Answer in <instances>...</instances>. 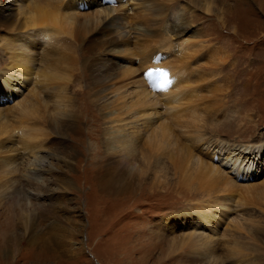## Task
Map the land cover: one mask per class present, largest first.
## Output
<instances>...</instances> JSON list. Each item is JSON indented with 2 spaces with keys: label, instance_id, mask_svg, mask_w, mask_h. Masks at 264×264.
Wrapping results in <instances>:
<instances>
[{
  "label": "rangeland",
  "instance_id": "rangeland-1",
  "mask_svg": "<svg viewBox=\"0 0 264 264\" xmlns=\"http://www.w3.org/2000/svg\"><path fill=\"white\" fill-rule=\"evenodd\" d=\"M40 1L45 6L48 3L54 12L55 10L60 12L57 10L59 4L70 13L74 10L73 4L68 3L67 0ZM158 1L78 0L77 3L81 6L74 12L78 13L76 15L78 21L84 22L93 13L109 18V22L117 20L121 28L129 31L123 39L122 46H126L131 53L127 52L129 55L126 57L129 58L123 55L122 58L115 56L118 67L114 72L108 71L105 78L107 76L112 78L116 88L110 82L111 86L102 96L97 91L98 85L93 80L91 71L83 65V58L86 56L83 50L84 44L82 47L81 43H74V40H71L66 41L62 46L65 48L63 52L67 50L72 54L74 61L71 81L63 88L70 97L72 107L75 108L80 125L78 133L73 132L67 125L66 121L69 119L65 112L62 113L58 109L59 106L53 103L56 99L51 98L50 101L46 96L48 92L50 93L53 84L48 82L49 85L44 78L42 80L46 83L41 84L43 81L40 80L41 83L38 81L37 88H34L32 82L29 83L30 80L27 79L28 82L23 83L19 91L16 90V95L9 98L6 94L0 96V110H7L21 103L25 96L27 98V92L41 93L37 96L41 97L40 102L35 96V102L38 103L33 107L35 111L32 108L34 112L29 115L30 117L20 118L18 115L10 114L4 121V118H0V128L6 127L7 131L5 129L4 131L10 134H7L8 136L17 135V138L11 137L10 142L14 141L13 143L6 142L8 146L4 142L0 151L4 155L5 153L11 157L14 155L12 161L16 159L14 165L19 172L12 173V177H15L12 180L15 182L21 181L23 178L21 171L28 169V165L30 168L32 164L40 165L45 171L40 178L34 176L30 178V184H36L37 181L39 188L29 185L16 191H6L2 184L10 164L7 166L3 161L0 162V178L3 177V180L2 178L0 180V264H206L208 259H203L201 256L195 258L187 257L186 254L175 256L165 251L163 246L160 251L158 246L154 250L151 248L156 243H167L177 234L179 236L190 232L191 225L187 223L188 220L179 219V225L174 226L173 233L167 228H161L157 237L160 219L172 218L175 213L191 209L195 203L203 199L201 197L198 200L201 196L199 191L187 192L182 186V178L185 180L182 171L177 170L173 176L170 170L167 171V177L171 181L168 180L169 187L163 190L161 198L146 193L140 195L139 199L124 200V198L107 197L106 193L98 188L96 172L104 170L103 167L99 168L103 165L101 158L104 156L103 118L106 116V121L111 123L110 120L116 117L117 113L120 115L122 108L120 104H116V96L122 98L119 100L121 103L127 99V96L130 97L134 85L132 83L135 77L129 79L118 75L123 74L126 68L136 70L142 66L140 65L142 63H146L147 66L142 70L147 73L151 70L148 67L149 62L154 60L155 62L150 63L151 66L167 64L172 66L175 62V65H178L175 69L177 73L175 77L181 74L184 80L178 81L181 86L175 88L171 87L166 79L161 78H159L161 84L152 85L151 99L147 101L146 107L155 110L154 126L171 123L172 119L176 118L167 106L175 108L179 113L185 110L183 119L187 121L195 118L197 121L201 120L206 137L202 141L208 143L209 149L202 152L201 149L193 148L192 156L195 158L196 154L201 166L203 164L202 167L199 166L201 168L199 174L203 175L210 163L218 168L223 176L227 175L237 184L225 187V183L220 181L225 188L235 190V194L234 192L230 194L231 201L226 203L229 210L216 227L217 237L215 236L212 243L217 246L214 252L216 258L221 264H264V0H241L243 3H238L240 2L238 0H161L167 6L166 11L154 13L150 5ZM29 2L30 0H10L8 12L12 13L11 16L17 15L13 16L15 19L12 23L17 20L13 26L22 25L20 24L22 20L19 19L25 18L28 14L23 4L24 7H28ZM222 7L226 8L221 11ZM19 9L22 10L19 13L20 17ZM24 23L22 26L26 27L27 24ZM181 26H185V29L178 28ZM0 34L1 37L8 36L5 29H0ZM2 44L0 41V74L11 66L8 57L12 58L10 52L2 48ZM30 46L33 49L32 44ZM51 47L52 42L49 48ZM35 49L37 48L33 50ZM155 53L159 54V58H153ZM181 53L190 54L188 63L181 65L180 61L183 58ZM62 56V54L57 55L58 59ZM43 57L44 53L34 55L38 62L35 72H38ZM140 71L141 69L134 73V76L138 75L135 78L137 82L141 77ZM144 72L142 77L146 79L147 74ZM103 83L105 89L107 80L103 79ZM138 85L142 84L139 83L135 87ZM156 86L158 90L155 89ZM114 89L118 90L116 94L108 96V92ZM174 89H186L183 90L186 100L177 98L167 105V99H171L169 95L175 91ZM101 96L114 101L117 107L112 109L109 107L110 110L106 112L102 110V106L99 105L102 98L97 101V97ZM175 103L178 105L175 106ZM121 116V121L124 120L121 125L129 123L127 115ZM124 116H127L126 119ZM164 119L166 122H163ZM26 123L39 124L40 128L47 130V136L40 137L34 133L37 137L22 142L23 138L26 140V134H23ZM20 126H23L22 134ZM132 126H135L136 131L142 130L139 124ZM4 131L0 129L1 135L2 132L5 135ZM89 132H92L93 136L88 135ZM142 132L138 138L133 137V144L136 146H140L145 140L146 132H143L144 134ZM202 141L192 140L191 145ZM26 143L29 145L24 146ZM11 145L12 151L8 148ZM246 146L258 148L259 154L251 156V152L247 151L238 155L237 148L242 150ZM217 147H222L224 151H218ZM8 149L10 152L7 151ZM3 150L8 153H4ZM211 157L214 158L212 162H210ZM238 157L240 161L248 163L240 175L235 174L239 171V165H237L238 170L230 166ZM69 161L73 163L71 167L68 166ZM250 164L253 165L250 167ZM87 167H93V174L91 171L87 172ZM203 167L207 169L203 170ZM242 174L248 177L239 178ZM244 185L246 187H243ZM217 189L219 187H214V190ZM150 193L157 191L155 189ZM213 203H216V200H213ZM53 204L57 206L51 207ZM65 207L68 211L62 210ZM54 215L58 216L60 222L55 220ZM69 218L72 220L69 224L73 231L71 236L63 237L60 231V236L56 234L63 227V222L67 224ZM235 224L239 225L235 226ZM34 234H36L34 240L28 243L27 238Z\"/></svg>",
  "mask_w": 264,
  "mask_h": 264
},
{
  "label": "bare ground",
  "instance_id": "bare-ground-1",
  "mask_svg": "<svg viewBox=\"0 0 264 264\" xmlns=\"http://www.w3.org/2000/svg\"><path fill=\"white\" fill-rule=\"evenodd\" d=\"M67 1L70 4H73L74 10H71L73 11L72 13L60 7V4L57 6V10L60 12H57L56 10L54 12L50 9L51 6L48 3H46V6H45L41 4L40 0H30L29 2L30 6L27 5L28 7H24V4H23V8H25V10L28 11V14L26 15V17L23 18L24 20H26L25 21L26 23H24L23 19L21 18L19 19V20H22V23L20 21V24L22 25L23 23L27 24L26 27L22 25L18 26L17 24H16L17 25L16 27V25L13 26V24H15L17 20H15V23H12V20L15 19L13 18L15 14L11 16L12 14L11 11H10L11 14H9L8 12L10 8L9 7L10 0L8 1L0 0V29H5L7 30V33H8L7 37L0 36V41L3 43L2 48H4L5 51H9L12 57V58L8 57V60L11 61V66L7 67L0 74V96L3 94H6L9 98L13 95H16L15 93L16 90L21 88L23 86V83H25L27 79L30 80L29 83L32 82V84L34 85V88H37L38 81L40 80L43 81L42 78H44V80H46L47 83L49 82L50 84L51 83L53 84V86L50 87L51 89L49 88L50 93L48 92L46 96L50 98V101H51V98L56 99V101H54L53 103L56 104V106H59L58 109L61 110L62 113L65 112L66 117H68L67 119H69V121H66L67 125L71 128L73 132H77V131L79 132L80 125L76 118L77 115L75 113V108L72 107V104L70 103V97L66 95V92L63 88L66 83L71 81V78L73 75V73L71 72H72V66H73L74 61L72 59L73 57L72 54L68 53L67 50L63 52V49L65 48H62V46L65 44L66 41H71V40H74V43H81L82 47L84 44L83 50H85L86 56L85 58H83L84 59L83 65L85 68L91 71L90 73H92L93 80L98 85L96 87L97 91L99 92V94L103 96L105 95V92H106L105 90H108V88L111 86V83L113 81L111 80L112 78H110L109 76H107V78H105V76L107 75L108 71L114 72V70H116V67H118L116 66L117 63L115 60V56L117 57L121 56L120 58H122V55H123V57L129 58L126 56L131 54L129 53L128 51L129 49L126 46L124 45L122 46L123 39L128 35L129 31L121 28L117 20H113L109 22L108 21L109 18L103 17L101 14H96V13L95 14L93 13L91 17L86 18L84 22H80L78 21V18L76 17L78 13L76 14L74 12L79 9L81 4L77 3L78 0H67ZM213 1H216V0H213ZM238 1H240L238 3H243L241 0H238ZM27 2L28 1H26V3ZM150 7H151V11L154 13L164 12L166 11V8H167L166 4L161 2V0H159L158 2H152V6L150 5ZM26 8L27 9L29 8V9L27 10ZM225 8L222 7L221 11H223ZM20 9L18 11H20ZM26 11H24V13ZM21 12L22 10L18 12V15ZM24 13H22V15H24ZM223 14H225V12ZM81 18L83 17L81 16ZM1 27H4V28H1ZM178 28L185 29V26H181ZM138 32L140 33L139 29H138ZM169 38L171 39V37ZM27 40H29L31 43H29ZM51 42H52V47L49 48V46L51 45ZM30 44H32L33 49L34 48H37V49L33 50ZM178 47H180V45H178ZM41 53H44V57L42 58L38 72H35L34 70L35 68L37 69L36 66L38 62L34 58V55L41 54ZM60 54H62L63 56L60 57L61 59L60 58L58 59L57 55L60 56ZM180 55L183 57V58L181 57L182 58V61H180L181 65L184 64L185 62L188 63V59L191 57L190 54L182 55L181 53ZM35 57L37 58V56ZM109 57H111V59ZM153 58H159V54L158 55L157 53L153 54ZM151 62L153 63L155 62V60ZM151 62H149L148 64V67L151 68V70L147 71V73L144 72V70H142L147 65L146 63L145 64L142 63L140 64L142 66H139L138 69L135 70L134 68L133 69L128 68V69H131V70H128L126 68L125 70H123V74L118 75L120 77L121 76L127 77L129 79L130 77L131 79H133L134 77L137 78L136 76L138 75L134 76V73H136V71H139V69H141L140 71L141 73L139 74L141 77L138 78L139 79L138 82L141 83L142 85H138L140 86L139 88H137L138 86L135 87V85L139 83L137 82V79L134 78L136 81L133 79L132 84L134 85L132 87L130 97L127 96V99L121 101L120 103L119 100L122 98L118 95L116 96V99H115L117 102L116 104H120L122 108V110H120V115L118 113H117L118 115L115 113L116 117L110 120L111 123H108L106 121V116L103 118V121H104L103 140L104 142L102 144L104 148V156L101 158L103 161V165L99 166V168L103 167L104 170L101 172L99 171L96 172L98 188L102 192H105L107 197L124 198V200H126L127 198H130V199L131 198L136 199L138 197L140 198V195H143L146 193L147 195L148 194L149 195L152 194L153 196L158 195L157 198H161V196L163 195V190H167L166 188L169 187V183H170L169 181H171V179L169 180L167 177V171L170 170L172 176L175 175V172L177 170L182 171L185 177V180H183L184 178L181 177L183 181L182 186L186 188L187 192H198L199 191L201 193V196L199 197L198 200H200L201 197L203 199H201L197 203H195L196 202L195 201L194 202L195 205L193 208L188 209V210H183L182 212L175 213L172 218H169L166 220L167 217H163L162 219H160V224H159L160 227H159V230L157 231V237H159L161 228L162 229L167 228L168 230H170V232L173 233L175 230L174 226L179 225V219L188 220L187 223L191 225L190 232H186V233L184 232L185 234L183 235L180 234L179 236L177 234V236H175L174 238L172 239L170 238L171 240L169 239L170 241H168L167 243H156L152 245L153 247L151 248L152 250H154L155 247L158 246V249L160 251V249L163 246L165 251H168V253L174 254L175 256H180L182 254H186V256L190 258L201 256L203 259H206V258L208 259L206 261V264H221V262H219V260L216 258L217 255L215 256V253H214L216 245L212 243L215 240V236L217 237L218 229L216 227L219 224V220L222 219V217L225 216V213H227L226 211L229 210L226 207V203H228V201H231L230 197L232 195L230 194H233V192L235 191V190L233 191V190L227 189L225 187H230V185L235 186L237 184L233 182L231 178L228 177L227 175L223 176V173H221L218 168L213 167L212 166L213 164L211 165L210 163H209L208 169L203 167V170L207 169V171L203 172V175H200L202 173L199 174V171H201L200 167H202L203 164L201 166L200 159L197 157L196 154H195V158L192 156L193 148L201 149L200 151L202 152H206V149H209L208 143L202 141V139L205 137V132H204V126L201 120L197 121L195 118V119L187 121L183 119L185 110H182L181 113H179V111L178 110L176 111L175 108H171V107L168 108L167 106V109L172 110L173 112L172 114L174 115L173 117L176 116V118H173L171 123L167 122V123H162L158 126H154L153 119H155V110H152L150 107H146L147 101L151 99L150 94H151V88H153L152 85L156 83L157 85L158 83L161 84L162 82H160L161 80L159 79L161 78L163 80L166 79L168 84L171 85V87L175 88V87L181 86L178 81L182 82L184 80H183V77H181V74L175 77V75L177 74L175 73V69L178 68V65H175V62H173L172 66L168 64L166 66L155 65V64H154L155 66H151L150 65ZM142 71L147 74V75L144 74L146 76V79L143 78L144 76H143ZM33 77L35 79H33ZM103 79L107 80V83L105 84V89L102 86L104 84ZM113 79H116V78L113 77ZM186 80H188V77ZM10 81H12V83H8ZM44 82L45 81H43L41 84H43ZM188 83L189 82L187 81L186 84ZM113 87L116 88V85L113 84ZM155 89L158 90V87L156 86ZM116 90L117 89H114L112 92H108L107 95L109 96L111 94H114ZM183 90H186V89H183ZM183 90L176 89L175 91H173L169 95L171 99L169 100L167 99V105H170V101H176L177 98L181 100L185 98L186 100V97H185L186 94H183L185 92ZM37 91L39 90L37 89ZM27 93H28L27 98L25 96L21 103L18 102L19 104H15L16 105L15 107H12V108L10 107L7 110H0V118L2 119L4 118L3 121L7 118L6 116H9L10 114L18 115L20 116V118L21 117L24 118L27 116L30 117L29 115L33 114L32 112L35 111L33 107L35 105L37 106V103H38V102L37 103L35 102L36 100L35 96L37 98V101L39 99V102H40L41 97L39 96L40 98H38L37 96L41 95V93L40 92H39L40 94L36 92L32 94L31 92L30 93L27 92ZM102 96L100 98L97 97V101H99L102 98ZM188 96H190V94ZM63 100H65V102ZM62 101L64 103H62ZM100 101L101 102L99 105L102 106L101 109L104 110L105 112L109 111L110 108L112 109L113 107H117L116 105H114V101H112L111 99L107 100L105 98H102ZM176 105L178 104L175 103V106ZM32 108L34 111L32 110ZM111 113L113 112L111 111ZM132 113L134 114L137 113L138 115H134ZM121 115H127L128 116L127 121H129V123L121 125L122 122L124 121V120L121 121V117H122ZM126 117L124 119H126ZM163 122H166V119H164ZM58 124L59 123H57V125ZM138 124L142 128L141 131L140 130L136 131L135 126H132V125H138ZM23 126H20V130H21V127L23 128ZM0 129L1 131H4L3 128H0ZM176 129L178 130L177 132H176ZM23 130H21L20 132L21 134L23 132H24L23 134H26V140L25 138L22 137L24 140V141L21 140L22 142H26L28 140L35 138L36 134L37 136H40V137L42 135L47 136V130H45L44 128H40L39 124H36V123H34V125L29 124L25 126ZM41 130H43V132H40ZM6 131H4L5 135L3 132H2L3 135H1L0 133L1 135L0 136V148L1 146L3 147L4 144L6 145L7 141H9L8 143H13L14 141L10 142L11 137L13 138V136H15L17 138V135L12 136L11 134V136H8L10 134L6 133ZM142 131L146 133L144 134ZM141 132L145 135V138H144L145 140L142 139L143 141L140 144V146H136L135 144H133V137L138 138ZM39 133H41V135ZM32 134H34V136ZM88 135L93 136V133L89 132ZM18 139H16V142ZM192 140L197 141V142L201 140L202 142L195 144V145H191ZM18 141L19 143L21 142L20 139ZM33 142H36V141H33ZM19 143H18V146H19ZM28 143H26L24 146L29 145ZM12 145L9 146L8 148L11 149V147H13ZM34 145L36 144L34 143ZM9 149L7 150L8 152H10ZM216 149L218 151L220 150L224 151L222 147H217ZM237 149H238L237 150L238 155H242V153L247 152V151L251 152V156L253 154H255L256 156L257 153L259 154V149L253 146L250 148L246 146L242 150L241 148H237ZM14 150H15V147L13 149V152ZM3 151L4 153L7 152L6 150H3ZM2 154L3 153L0 151V162L3 161V163H5L7 166H9L10 164V167H12L11 165L12 164L14 165L15 160H16L15 158H14L15 160L13 161L11 160L12 157H14V155H12L11 157L10 155H7L6 153L5 155L3 154V156H1ZM211 158L212 160L210 162H212L214 159L213 157ZM240 160H241L240 157H238L237 160L230 165L232 168L234 167V169L236 170H238L237 165H239V171L235 173L238 175H240L242 170H244L248 166V163H244L243 161H240ZM72 164L73 163L71 161L68 162L69 167H71ZM252 165L250 164V167ZM9 168L7 167L8 170L5 168L7 170L6 171L7 176L2 184V187H5L6 191H16L20 189L21 187H25V186L28 187L29 185H31L30 184L31 182L30 178H32L31 176L40 178V176L45 173V171L42 170V166L40 165L38 166V165L32 164L31 168H30V165H28L29 170L26 168L25 171L24 170L21 171L23 173V176H22L23 178L21 179V181L16 180L15 182V180H12V178H15V177H12L13 176L12 173L16 174L19 171L16 169L15 165L11 169ZM61 168L59 167V169ZM87 169H88L87 172L91 171L93 174V171H94L93 167H87ZM59 172L61 173V171ZM85 172L86 171H84V173ZM247 177L248 176L242 174L239 178L242 179V178H247ZM1 178L3 180L2 176ZM221 180L225 183V187L224 185L220 183ZM69 182L72 183L71 181ZM35 183L36 184H32L31 186L34 185V187H38L37 184L39 183H37V181H35ZM214 187L215 188L219 187V189L214 190ZM243 187H246V186L244 185ZM155 189L157 193H150L154 191ZM234 189H236V187ZM37 193L36 195L39 196V194ZM244 193L246 194V191ZM50 199L52 198L50 197ZM37 200L38 199H36V201ZM213 200H216V203H213ZM123 203L126 204L125 202ZM56 206L57 205L53 204L51 207H56ZM64 209L65 211H68V208L65 207L62 210ZM54 218L55 220H58L60 222V220L58 219V216L54 215ZM71 222L72 220L70 218L67 220V224L63 222V225H62L63 227H61V230L55 229V230H58V233L56 232V234H59V231H60L63 237L71 236L73 232L72 229H70V225H69ZM237 225L235 224V226ZM174 235L175 233L173 234V236ZM35 237H36V234L29 236V238H27L28 243H31V241H33ZM152 250L150 252H152ZM185 250H187L188 252H185ZM229 255L230 254H228V256Z\"/></svg>",
  "mask_w": 264,
  "mask_h": 264
}]
</instances>
